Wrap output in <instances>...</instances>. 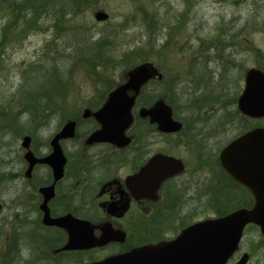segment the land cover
<instances>
[{
    "label": "rangeland",
    "instance_id": "1",
    "mask_svg": "<svg viewBox=\"0 0 264 264\" xmlns=\"http://www.w3.org/2000/svg\"><path fill=\"white\" fill-rule=\"evenodd\" d=\"M20 1L0 0V264H78L80 257L48 259L34 238L14 252L8 247L15 243L9 237L10 199L1 177L21 169L22 137L31 136V148L39 149L66 119L96 105L127 71L146 62L161 78L144 90L162 98L179 119L224 123L236 110L245 73L264 72V0H95L92 7L62 19L40 12L28 19L31 26L18 19L23 11L11 10ZM98 11L108 21L96 22ZM47 69L55 72V80L39 78L33 92L40 91L42 104L28 113V74L33 79V72L47 75ZM228 123L221 145L237 136L245 122L239 115ZM255 123L264 124V119ZM75 143H64L70 156ZM163 143L154 138L156 150L165 149ZM235 198L217 211L205 205L203 218L249 202L247 194ZM239 249L249 254L248 264H264L258 228L245 230Z\"/></svg>",
    "mask_w": 264,
    "mask_h": 264
},
{
    "label": "flooded vegetation",
    "instance_id": "2",
    "mask_svg": "<svg viewBox=\"0 0 264 264\" xmlns=\"http://www.w3.org/2000/svg\"><path fill=\"white\" fill-rule=\"evenodd\" d=\"M155 71L157 75L145 82L135 95L131 122L114 142H90L92 135L102 129L95 115L106 103L108 92L96 105L90 104L66 119L39 149L31 148L30 144L28 151L42 161L53 153L52 141L65 123L75 124L74 137L58 142L65 159L58 179L55 180L56 172L46 163L39 162L28 170L27 150L22 148L21 169L1 177L10 199L9 237L15 245L8 247L13 252L17 245L34 238L45 257L51 260L74 256L81 258L78 264H95L118 257L124 264H155L146 257H129L145 255L146 249L161 255V251L154 249L175 242L187 227L220 217L203 218L205 205L220 210L222 206L233 205L235 194L240 193L249 196V202L241 207L253 204L251 192L222 169L220 153L235 139L264 128V124H253L263 119L240 115L245 122L243 130L221 145L229 120L238 117L236 110L224 123L213 124L201 119V122L186 123L168 105L180 129L162 132L157 123L141 113L152 110L162 100L144 90L161 78L158 70ZM127 96L132 97L134 93L128 92ZM86 124L87 129L81 133L80 127ZM155 137L166 140L165 149L154 148ZM65 142H76L72 156ZM157 159L173 160L165 165L156 162ZM47 189H51L49 196L42 193ZM46 216L50 220L72 219L82 224H74L67 231L46 224ZM70 233L80 245L74 250H63ZM243 254L239 249L224 264H236ZM158 263L163 264L162 259Z\"/></svg>",
    "mask_w": 264,
    "mask_h": 264
},
{
    "label": "water",
    "instance_id": "3",
    "mask_svg": "<svg viewBox=\"0 0 264 264\" xmlns=\"http://www.w3.org/2000/svg\"><path fill=\"white\" fill-rule=\"evenodd\" d=\"M94 19L103 22L108 19L104 12H97ZM155 71L151 65L144 64L128 72V80L119 86L109 96L96 119L102 124V129L92 135L90 142H114L131 122L130 109L135 95L140 87L153 77ZM134 92L128 97L127 92ZM237 110L240 114L253 118L264 117V73L251 69L245 74L244 89L237 99ZM158 124L162 132H174L180 125L171 118V110L163 102L156 103L149 111H141ZM75 124L67 123L52 141L53 153L46 159L39 161L28 151L25 159L29 163L28 170L38 163L48 164L56 172L55 180L61 177L65 159L61 153L58 141L73 136ZM30 139L25 137L22 146L29 147ZM173 159H157L169 165ZM220 163L224 171L236 182L246 187L254 198L250 209H237L218 219L205 220L183 230L175 242L166 247L154 249L161 251V255L152 253L149 249L145 255H131L130 259L146 257L163 264H224L231 255L238 250L243 230L248 224L259 227L264 236V128L254 129L232 141L220 153ZM51 189L42 193L50 195ZM45 223L70 231L74 224H82L72 219L50 220L45 217ZM93 243V242H92ZM80 242L74 240L70 233V240L63 250L77 249ZM94 245V244H92ZM171 246V247H170ZM177 246V247H176ZM248 256L243 255L236 264H246ZM124 260L112 257L95 264H124Z\"/></svg>",
    "mask_w": 264,
    "mask_h": 264
},
{
    "label": "trees",
    "instance_id": "4",
    "mask_svg": "<svg viewBox=\"0 0 264 264\" xmlns=\"http://www.w3.org/2000/svg\"><path fill=\"white\" fill-rule=\"evenodd\" d=\"M95 0H21L19 4H11V10L12 12H24L25 14L18 19L27 20L32 17H37L41 15L42 13H51L53 16H55L57 19H62L65 14H77L82 11L85 8L92 7L95 3ZM43 10V11H42ZM28 26H31V23L29 22L27 24ZM102 42L99 43V46ZM45 71H35L33 72L35 76L32 79L31 73L28 74L27 79L32 80V83L29 85L31 87L27 94V105L28 108L27 112H30V109L38 108L42 104V100L39 98V92L34 93L33 89L38 85L39 78H44V81H54L55 80V72L46 70L47 75L44 74ZM58 74V73H57ZM60 75V74H58ZM51 85V84H48ZM34 86V87H33ZM28 87V86H26ZM51 87V86H50ZM40 89L41 86H39ZM43 90V89H42ZM47 100V96H45ZM49 102V101H48Z\"/></svg>",
    "mask_w": 264,
    "mask_h": 264
}]
</instances>
